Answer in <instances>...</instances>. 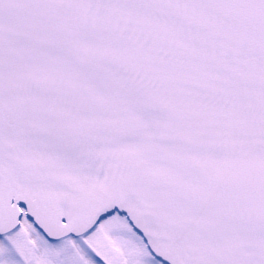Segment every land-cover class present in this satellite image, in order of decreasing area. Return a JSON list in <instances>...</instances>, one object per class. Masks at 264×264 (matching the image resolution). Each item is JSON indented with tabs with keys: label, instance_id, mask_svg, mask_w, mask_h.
<instances>
[{
	"label": "snow or ice",
	"instance_id": "1",
	"mask_svg": "<svg viewBox=\"0 0 264 264\" xmlns=\"http://www.w3.org/2000/svg\"><path fill=\"white\" fill-rule=\"evenodd\" d=\"M0 264H264V0H0Z\"/></svg>",
	"mask_w": 264,
	"mask_h": 264
}]
</instances>
